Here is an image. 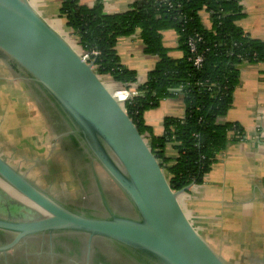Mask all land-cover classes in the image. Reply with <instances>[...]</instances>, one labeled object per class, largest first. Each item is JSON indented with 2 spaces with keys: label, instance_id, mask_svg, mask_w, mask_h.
I'll return each instance as SVG.
<instances>
[{
  "label": "water",
  "instance_id": "95a60500",
  "mask_svg": "<svg viewBox=\"0 0 264 264\" xmlns=\"http://www.w3.org/2000/svg\"><path fill=\"white\" fill-rule=\"evenodd\" d=\"M0 58L13 80L40 108L55 112L70 127L88 156L127 203L121 213L93 216L60 202L0 155V182L32 205L40 219L0 216V232L13 238L6 253L28 238L82 235L112 242L152 264H227L198 233L124 106L78 51L27 0H0ZM41 110V109H40ZM44 115V113L42 112Z\"/></svg>",
  "mask_w": 264,
  "mask_h": 264
},
{
  "label": "trees",
  "instance_id": "16d2710c",
  "mask_svg": "<svg viewBox=\"0 0 264 264\" xmlns=\"http://www.w3.org/2000/svg\"><path fill=\"white\" fill-rule=\"evenodd\" d=\"M204 11L210 19L209 29L201 21ZM58 16L72 31L70 42L77 51L99 52L96 74L135 90L123 106L161 163L170 187L179 190L202 183L230 141L229 134L241 131L236 124L221 121L238 83L237 66L264 62V41L250 37L237 24L243 16L239 0H137L129 10L115 14L103 12L102 0L91 7L78 0H61ZM165 30L176 32L179 58L170 56L163 46ZM136 32L144 53L157 58L140 84L135 71L121 64L115 50L120 37ZM195 34L201 41L196 53H190L187 42ZM196 54L202 57L198 67L193 64ZM177 97L184 106L183 117L164 118L162 135H154L144 124V112ZM168 146L175 152L172 157L166 155Z\"/></svg>",
  "mask_w": 264,
  "mask_h": 264
},
{
  "label": "crops",
  "instance_id": "0c3cea01",
  "mask_svg": "<svg viewBox=\"0 0 264 264\" xmlns=\"http://www.w3.org/2000/svg\"><path fill=\"white\" fill-rule=\"evenodd\" d=\"M27 1L62 34L60 27L66 23L58 16L61 0ZM96 1L78 0L81 5L88 7L93 6ZM135 1L137 0H102V10L105 14L124 12ZM239 5L243 16L237 24L250 37L264 41V0H239ZM201 21L205 28L211 27L207 12L201 13ZM68 30L64 37L72 34ZM161 35L162 44L169 50V55L179 58L182 54L177 49L176 32L165 30ZM115 50L121 64L135 71L137 84L146 80L148 72L157 61L155 56L144 53L138 32L120 37ZM237 69L238 83L232 92L231 107L222 121L236 124L246 135V139L228 141L203 182L190 186L182 193L180 203L191 224L210 246H220L219 249H223L225 245L230 250L241 246L261 261L264 260V249H259L255 244H261L257 232L264 229V225L259 227L260 223L264 224V62H242ZM1 71L10 72L13 76L0 58V74ZM13 77L0 76V80L7 86V91L17 92V99L29 101L34 108L36 105L34 106L30 94ZM107 83L115 87L113 90L121 88L120 84L113 83L108 77ZM117 95L122 97L124 93L118 92ZM183 115L181 98H168L156 108L144 112L143 120L153 134L159 136L163 133L164 118H182ZM166 155H175L171 146L166 148ZM262 235L261 238L264 236ZM250 238L253 239L250 245H254L251 247L244 244ZM227 239H237L240 242L235 245L234 242L228 243Z\"/></svg>",
  "mask_w": 264,
  "mask_h": 264
},
{
  "label": "flooded vegetation",
  "instance_id": "af4514ba",
  "mask_svg": "<svg viewBox=\"0 0 264 264\" xmlns=\"http://www.w3.org/2000/svg\"><path fill=\"white\" fill-rule=\"evenodd\" d=\"M40 109L44 113V119L48 126L46 128L47 135L55 136L53 139L55 145L50 152L52 163L45 169L60 173L67 172L68 175L66 179L54 178V183L51 182L53 178L47 182L46 179H42L38 183L28 176L26 177L47 190L60 202L77 211H83L93 216H104L110 209L123 214L122 212L127 209L124 197L97 163L92 161L75 137L69 133V125L58 114L48 111L44 104ZM62 162L66 163L67 168L63 166ZM44 170L41 169L42 177L47 174ZM11 192L6 186H0L1 217H10L20 221L41 218L32 205L13 192L11 195ZM12 238V234L0 232V244L8 243ZM0 264L152 263L134 258L112 242L98 239L88 242L82 235L58 233L51 237L48 235L31 237L24 243H17L6 253H0Z\"/></svg>",
  "mask_w": 264,
  "mask_h": 264
},
{
  "label": "rangeland",
  "instance_id": "374dc122",
  "mask_svg": "<svg viewBox=\"0 0 264 264\" xmlns=\"http://www.w3.org/2000/svg\"><path fill=\"white\" fill-rule=\"evenodd\" d=\"M60 28L63 36L68 34L69 28L67 29L65 24ZM0 76L13 77L11 73L7 71L6 73H2L1 71ZM101 79L107 86H109L107 83V77H101ZM15 87L17 88V86ZM109 87L111 90L115 88L111 86ZM7 89V86H5L0 80V155L12 166L28 176V178L36 180L38 183L41 182L42 179H46L45 181L47 182L53 178V181H51L53 183L54 178L66 179L68 175L67 172L60 173L58 171H47V169H45L52 163V161H50L52 158L50 152L52 151L51 148L55 145V143H53L55 136L47 135L46 128H48V126L45 122L42 111L33 101L32 97V102L34 103V106L36 105L34 108L32 107L33 104H29V101L20 100V98L17 99V97H19L17 92H9ZM62 164L66 167L65 162H62ZM41 169H45L44 171L47 173L44 177L41 176ZM75 184L79 187L77 182H75ZM1 185L0 182V186ZM263 225L264 224L260 223L259 227L261 228ZM262 230L264 229H260V232H257L261 244H255L256 246H259V249H264V232ZM235 232L238 234V230ZM261 235L263 236L262 238ZM229 242H234L233 244L237 245L240 241H237V239H229L228 243ZM252 242L253 239L250 238L248 241H245L244 244L251 247L254 246L250 245ZM212 247L227 264H264V260L260 261L255 259L256 256L252 252L243 250L242 248L244 247L241 246H236V248L231 250L225 247V245L223 246V249H219L221 248L220 246Z\"/></svg>",
  "mask_w": 264,
  "mask_h": 264
},
{
  "label": "built area",
  "instance_id": "2783aa9c",
  "mask_svg": "<svg viewBox=\"0 0 264 264\" xmlns=\"http://www.w3.org/2000/svg\"><path fill=\"white\" fill-rule=\"evenodd\" d=\"M68 42H70V40L72 39V34L71 35H68L67 37H65ZM70 39V40H69ZM201 41V37L198 35V34H195L193 37H190L188 39V42H187V45H188V49L190 51V53H196V44ZM79 55H80V58L87 62V63H91V62H95V58L99 55V52L97 50H90V51H82V52H79ZM202 62V57L201 55L199 54H196L193 58V64L198 67L200 65V63ZM94 67V66H93ZM113 92V96L122 104L124 105L126 101H128L129 99H131L135 94V90L133 88H129V89H126V88H118V89H115L112 91ZM118 92H123L124 93V97L122 100L118 99L116 97V94ZM222 121V120H221ZM229 138L230 140H233V141H242L244 139H246V135H244L243 132L241 131H232L230 134H229Z\"/></svg>",
  "mask_w": 264,
  "mask_h": 264
},
{
  "label": "bare ground",
  "instance_id": "6f19581e",
  "mask_svg": "<svg viewBox=\"0 0 264 264\" xmlns=\"http://www.w3.org/2000/svg\"><path fill=\"white\" fill-rule=\"evenodd\" d=\"M116 97H117L118 99L122 100L124 96L121 97V96H118V95L116 94Z\"/></svg>",
  "mask_w": 264,
  "mask_h": 264
}]
</instances>
